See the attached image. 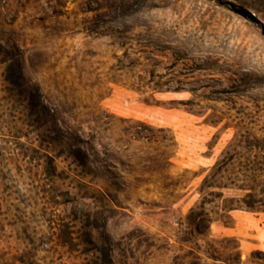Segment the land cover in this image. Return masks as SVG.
<instances>
[{"label": "rangeland", "instance_id": "374dc122", "mask_svg": "<svg viewBox=\"0 0 264 264\" xmlns=\"http://www.w3.org/2000/svg\"><path fill=\"white\" fill-rule=\"evenodd\" d=\"M263 28L264 0H0V264H264V212L188 220L233 139L264 164Z\"/></svg>", "mask_w": 264, "mask_h": 264}, {"label": "trees", "instance_id": "16d2710c", "mask_svg": "<svg viewBox=\"0 0 264 264\" xmlns=\"http://www.w3.org/2000/svg\"><path fill=\"white\" fill-rule=\"evenodd\" d=\"M235 141L236 138L225 147L214 165L210 167L209 174L202 180L200 198L188 216L191 226L195 229L201 224L207 230L214 221H220L228 226V220L231 219V212L234 210L264 212V164H238L235 161L239 154ZM79 162H82L81 158ZM236 164L240 165L239 170H236ZM224 188L244 191L245 195L225 197L222 191H214ZM209 189L210 191L206 192ZM207 204L212 205L210 209L206 208Z\"/></svg>", "mask_w": 264, "mask_h": 264}, {"label": "water", "instance_id": "95a60500", "mask_svg": "<svg viewBox=\"0 0 264 264\" xmlns=\"http://www.w3.org/2000/svg\"><path fill=\"white\" fill-rule=\"evenodd\" d=\"M234 9H236L237 11H239L240 13H242L243 15L249 17L250 19H252L253 21H257V18L255 16V14H253L252 12H250L249 10L243 8V7H240V6H237V5H234L232 3H229ZM263 32H264V28H263Z\"/></svg>", "mask_w": 264, "mask_h": 264}]
</instances>
